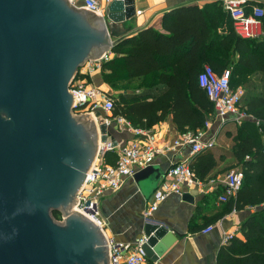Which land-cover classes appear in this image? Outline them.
<instances>
[{
  "label": "water",
  "instance_id": "95a60500",
  "mask_svg": "<svg viewBox=\"0 0 264 264\" xmlns=\"http://www.w3.org/2000/svg\"><path fill=\"white\" fill-rule=\"evenodd\" d=\"M110 20L69 0H0V264H111L107 236L76 210L106 120L76 115L70 92L80 70L113 48ZM163 175L152 165L134 180L148 198ZM145 237L157 263L179 234L150 220Z\"/></svg>",
  "mask_w": 264,
  "mask_h": 264
},
{
  "label": "crops",
  "instance_id": "0c3cea01",
  "mask_svg": "<svg viewBox=\"0 0 264 264\" xmlns=\"http://www.w3.org/2000/svg\"><path fill=\"white\" fill-rule=\"evenodd\" d=\"M215 1L223 3L224 0H127L125 3L111 0L110 3L102 2L97 14L103 16L106 20L111 19L108 24V32L111 43L114 45L112 49L109 48L106 52L109 55L108 62L116 57L113 52L115 46L127 38L138 35L144 29L153 28L158 32L167 34L164 28V18L170 11L182 6L193 5L204 9L206 5ZM245 2V10L248 14H252L255 8L264 10V0H245ZM75 7L78 10H83L80 6ZM116 9L119 11H116ZM113 11L112 18H109V14ZM223 12L227 11L224 9ZM228 31L229 28H225L224 25L218 28L216 36L221 43L226 40ZM252 31L253 37L243 40L250 42L254 48L262 43L264 44V16L258 24L252 27ZM235 35L237 36V34ZM232 43L233 48L231 49H217L218 58L223 61L228 59L229 63L239 60V54L234 52L235 41L233 40ZM87 66L88 64L81 70L86 72ZM207 66L205 65V67ZM84 78L87 79L90 85L104 91L109 98H117L122 94H140L158 83L157 72L149 76L123 79L127 80L125 84L129 86L139 81L140 87L130 88L134 91L128 89L118 90L119 85L117 82L119 80L113 84L105 83L103 69L90 76L82 77V79ZM253 79L259 82L262 76L256 75ZM240 88L244 90V99L246 91L244 88ZM243 99L240 111L246 113L247 117L240 123L230 121L228 124L221 126L215 120V113L208 115L207 123L209 126L204 125L201 131L205 132V140L215 138L216 145L212 150L193 155L191 145L185 144L182 139L185 132L180 131L172 115H168L163 122L147 130L144 135L147 139L152 138L155 147L160 150L153 164L164 173L158 187L164 181L171 182L166 174L172 167L181 162L195 165V168L198 169L196 178L199 182V185L194 188H183L184 194H189L193 198V202L185 201L183 199L184 195L180 196L172 193L160 205L158 211L153 213L151 221L179 234V237L175 245L159 262L147 261L146 264H219V259L223 258L224 254H229L231 257L240 256L231 253L230 249L235 245L237 246L236 240L242 241L240 242L242 244H247L248 240H246L245 231L243 230L244 224L264 211V202L249 204L237 209L238 193L226 203L219 200L220 196L224 194L227 171L237 165L235 155L232 154L233 147L236 145L237 138L241 135L245 124L253 123L257 126L261 143L264 144V121L261 122L248 113ZM98 113L101 114V112ZM101 117L105 118L104 116ZM105 120V137L107 143H112L116 147V150L111 153L116 155V159H118V154L128 148L135 137L133 133L124 127L125 121L122 122L120 117L106 118ZM176 142H181V145L175 147ZM209 154L216 158L217 166L209 172H204V163L208 161ZM251 158H254V153L247 159ZM103 161L110 165L113 163L110 160L108 162L103 159ZM153 194L145 198L134 178H131L125 182L119 191L107 190L101 197L95 198L96 210L100 220L99 226L109 242L113 240L116 243L133 247L136 240L145 235L147 220H145L144 214L153 200ZM208 227H213V230L205 233L204 231Z\"/></svg>",
  "mask_w": 264,
  "mask_h": 264
},
{
  "label": "trees",
  "instance_id": "16d2710c",
  "mask_svg": "<svg viewBox=\"0 0 264 264\" xmlns=\"http://www.w3.org/2000/svg\"><path fill=\"white\" fill-rule=\"evenodd\" d=\"M223 10L220 1L208 4L204 9L197 5L182 6L165 15L167 34L147 28L115 46L116 57L102 67L105 83L149 76L154 72L158 73V83L140 94L111 97L113 118L120 117L136 129L149 130L172 115L180 131H200L207 123L208 115L215 113L214 104L199 84V76L208 65L218 75L230 69L232 89L244 88L243 103L248 113L264 121V44L254 48L250 42L237 37L230 14ZM222 25L229 31L221 43L216 35ZM233 40L239 60L229 63L228 59L218 58L217 49L233 48ZM256 75L262 76L259 82L253 79ZM263 146L257 126L245 124L233 147L237 165L228 170L241 169L245 173L244 184L237 194V209L264 202ZM253 153L254 158L247 159ZM116 158L111 152H106L103 157L105 161L113 162L111 165L116 164ZM190 166L197 175L195 165ZM216 166V158L209 154L204 172ZM243 230L247 244L236 240L237 246L230 249L231 253L240 256L224 254L219 264H264V211L249 219Z\"/></svg>",
  "mask_w": 264,
  "mask_h": 264
},
{
  "label": "built area",
  "instance_id": "2783aa9c",
  "mask_svg": "<svg viewBox=\"0 0 264 264\" xmlns=\"http://www.w3.org/2000/svg\"><path fill=\"white\" fill-rule=\"evenodd\" d=\"M104 1L106 3L111 2V0H69L72 5L80 6L95 13L99 12ZM245 3V0H224L223 7L231 16L237 36L242 39H250L254 35L252 27L258 24L264 16V10L255 8L252 14H248L245 10ZM108 60L109 55L105 53L101 59L89 61L87 71L80 70L70 87V92L76 96V110L81 115L89 114L93 116L99 112L98 110H103L109 117L113 116L112 99L104 91L90 85L86 78L82 79L84 76H90L100 71L103 64ZM231 77L230 69L218 75L210 67H205L199 76L200 87L205 90L210 101L214 104L215 120L221 126L228 124L230 121L240 123L247 117L246 113L240 111L244 90L241 88L233 90ZM121 121L125 120L121 118ZM205 125L206 127L209 126L208 123ZM124 127L133 133L134 141L130 143L128 148L118 154L116 164L110 165L103 161L98 167H94L78 197L80 203L76 206V210L88 216L98 225H100V220L96 210L95 198L101 197L107 190L119 191L128 179L134 178L135 174L152 166L157 154L160 152L159 148L155 147L152 138L147 139L144 137L147 130L136 129L127 121H125ZM204 137L205 132L200 130L198 132H186L182 139L185 144L191 145L192 154L195 155L212 150L215 147V138L205 140ZM180 145L181 142L175 143V147ZM115 150L114 144L102 143L100 156ZM262 153L264 154V146ZM166 177L170 178L171 182L164 181L154 192L153 200L144 214L147 221L152 220L153 213L158 211L160 205L170 194L175 193L182 196L185 193L184 187L190 189L199 185L196 174L188 162L176 164L166 174ZM244 181L245 173L243 170L232 169L228 171L224 182V194L219 198L220 202L226 203L231 197L235 196L242 188ZM88 201H92L94 205L87 207L86 203ZM212 230L213 227H208L204 232L209 233ZM146 242L145 235L138 238L133 247L111 240L109 242L111 264H146L148 260L143 250V245Z\"/></svg>",
  "mask_w": 264,
  "mask_h": 264
},
{
  "label": "rangeland",
  "instance_id": "374dc122",
  "mask_svg": "<svg viewBox=\"0 0 264 264\" xmlns=\"http://www.w3.org/2000/svg\"><path fill=\"white\" fill-rule=\"evenodd\" d=\"M126 81L127 80H120L119 82H117L118 83V87H117V89L118 90H123V89H128L129 91L131 90V91H134L133 89L134 88H138V87H140V83H139V81L137 82V83H135V84H132V85H126L125 83H126ZM128 86V87H127ZM130 88H133V89H130ZM99 112H101V116H104L105 118H103V119H106V118H112V117H109L108 115H106L105 114V112L103 111V110H98ZM97 111V112H98ZM96 112V113H97ZM102 113H104V114H102ZM75 114L76 115H81L79 112H75ZM93 118H94V120H95V122L97 123L98 121H97V118H98V116H97V114H95V115H93L92 116ZM102 144V143H101ZM101 144L99 145V155L96 157V160H95V163H94V166H93V168L94 167H98L99 165H100V163L103 161V157L104 156H100V148H101ZM84 188V187H83ZM83 190V189H82ZM82 190H81V192H82ZM80 192V193H81ZM53 216H54V218H55V220H57L58 222H63L64 221V216L61 214V213H58L57 215L56 214H54L53 213Z\"/></svg>",
  "mask_w": 264,
  "mask_h": 264
},
{
  "label": "flooded vegetation",
  "instance_id": "af4514ba",
  "mask_svg": "<svg viewBox=\"0 0 264 264\" xmlns=\"http://www.w3.org/2000/svg\"><path fill=\"white\" fill-rule=\"evenodd\" d=\"M73 112H74V113H75V112L77 113V110H76V108L73 110Z\"/></svg>",
  "mask_w": 264,
  "mask_h": 264
}]
</instances>
